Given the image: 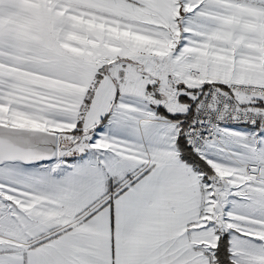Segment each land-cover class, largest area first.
Listing matches in <instances>:
<instances>
[{
  "label": "snow or ice",
  "instance_id": "obj_1",
  "mask_svg": "<svg viewBox=\"0 0 264 264\" xmlns=\"http://www.w3.org/2000/svg\"><path fill=\"white\" fill-rule=\"evenodd\" d=\"M231 2L32 0L23 25L0 28V172L10 178L0 190V264H264V109L251 121L259 192L241 186L254 180L226 185L217 178L201 154L199 121L189 118L201 95L232 94L241 76L264 81V26L245 33L229 23ZM257 6L264 9V0ZM106 17L151 18L161 31L132 36L131 26L111 24L105 40ZM154 45L160 60L147 54ZM162 76L181 109L161 102ZM126 85L148 93L151 119L124 121ZM51 96L82 109L71 129L77 146L19 154L18 145L47 128L32 109ZM129 140L138 162L114 148ZM187 169L199 178L196 220L186 219ZM13 182L24 190L16 199ZM33 190L60 209L35 205ZM244 202L250 211L235 215ZM184 225L197 227L178 236Z\"/></svg>",
  "mask_w": 264,
  "mask_h": 264
},
{
  "label": "rangeland",
  "instance_id": "obj_2",
  "mask_svg": "<svg viewBox=\"0 0 264 264\" xmlns=\"http://www.w3.org/2000/svg\"><path fill=\"white\" fill-rule=\"evenodd\" d=\"M32 0H0V28L17 27L26 22L27 16L32 6ZM8 2L11 8H8ZM19 6V8H16ZM229 9L228 15L225 17L229 23H232L242 29L245 33H256L264 26L261 24V18H264V9H235L230 7V3L226 5ZM116 24L120 27L131 26L135 36L144 33L149 36H158L160 34V22L151 20V18L142 17L139 19L125 18H105V29L102 38H109L108 26ZM156 60L163 58V53L159 45H154L147 53ZM161 91L164 95L162 103L168 104L171 110H179L183 106L175 101L176 89L174 84L167 79L166 76L161 78ZM193 86H196L199 81L191 77L188 78ZM233 82L251 83L254 85L264 84V81L251 77L241 76ZM150 98V97H149ZM34 103V102H32ZM26 106V105H25ZM154 106V104H153ZM44 121L47 122L48 130L58 132L60 136L59 151L65 150V145L71 141L72 147H76V136L71 132L75 126L76 119H79V112L82 109L79 106L75 108L71 101H61L57 96H51L42 104H35L32 109ZM40 120L32 121L29 126L39 125ZM237 131H232V129ZM252 128L249 127H230L224 128L221 131V139L219 142L211 143L202 155L207 154L208 164L215 169L217 178L226 185L241 183L247 181L243 174L240 163L242 160H251L252 154L255 151L256 139L252 135ZM88 134V130H84ZM243 133H248L245 136ZM0 190L3 187L0 185ZM11 190V189H10ZM216 191H220L216 188ZM207 200V197L204 198ZM211 211V209H209Z\"/></svg>",
  "mask_w": 264,
  "mask_h": 264
},
{
  "label": "built area",
  "instance_id": "obj_3",
  "mask_svg": "<svg viewBox=\"0 0 264 264\" xmlns=\"http://www.w3.org/2000/svg\"><path fill=\"white\" fill-rule=\"evenodd\" d=\"M233 83L235 87L232 94L216 92L201 95V103L195 106L191 117L195 115L196 120L199 121L196 138L200 143L201 153L205 152L211 143L220 141L221 131L224 128H252L251 121L257 118L258 110L264 109V103L260 102V97L264 93L258 90L259 85ZM240 167L247 180L259 182V173L252 171L257 167L255 163L251 160H242Z\"/></svg>",
  "mask_w": 264,
  "mask_h": 264
},
{
  "label": "crops",
  "instance_id": "obj_4",
  "mask_svg": "<svg viewBox=\"0 0 264 264\" xmlns=\"http://www.w3.org/2000/svg\"><path fill=\"white\" fill-rule=\"evenodd\" d=\"M32 2V1H31ZM259 3V0H238V2H233L230 3V7L235 8V9H242V10H248V9H258L259 7L257 6ZM8 8L10 7V4L8 2ZM16 8H19L17 6ZM129 85H131V81H129ZM129 85H126L125 87L128 88L127 91L123 93L124 95V100L121 103V108L119 109V112L124 119L125 122L129 123L130 125L135 124L136 120H144V119H151V115L148 112V108L150 107L149 105V95L148 93H139L135 90V88L130 87ZM84 130H88L87 127H85ZM117 139H123V137H117ZM135 141L129 140L126 141L125 143H121L118 145H115L114 148L121 149V155L124 157V159L129 160V161H134L138 162L140 161L141 157L134 155V149L128 148L127 145L128 143H133ZM98 147L104 148V147H113L111 144H102L98 145ZM183 168L184 166L181 165ZM188 175H189V203H188V212L186 215L187 220H196L197 215L196 213L199 211L200 208V185H199V178L191 171V169H187ZM10 178L6 177L0 172V185L3 187V189H8L9 184L7 181H9ZM247 180V179H246ZM242 187L245 188V191H248L251 189L253 192H259L261 189L259 187V182L253 183V184H241ZM11 191L16 192L15 196H12L10 198L16 199L17 196H20L22 191L24 190H17L15 187V182H13V186L11 188ZM7 195V192L4 193ZM99 193H97L98 195ZM29 199L33 200L35 205L43 206L44 208H51L53 211H58L60 209V204L58 201L52 199L50 196L45 195L44 193L38 191V190H33L31 192V195L28 197ZM94 199V197H93ZM90 201H85V203H89ZM103 201H99L95 207H99V203H102ZM248 202H244L242 204L237 205V210L235 212V215H244L248 213L250 210L246 207V204ZM83 207V205H81ZM77 212L79 209L76 210ZM84 215H87L85 212ZM254 218V214L253 217ZM184 227H197V225H191L187 226L184 225L181 227L179 230V233L177 234L178 236H182L184 233ZM191 239V237H189ZM104 240L106 243L107 236L105 234ZM22 243V242H21ZM82 254H87L86 249H82Z\"/></svg>",
  "mask_w": 264,
  "mask_h": 264
},
{
  "label": "water",
  "instance_id": "obj_5",
  "mask_svg": "<svg viewBox=\"0 0 264 264\" xmlns=\"http://www.w3.org/2000/svg\"><path fill=\"white\" fill-rule=\"evenodd\" d=\"M60 136L58 132L43 129L41 135L34 137L30 143L18 145L17 152L22 155H27L31 151L39 149L46 154H51L53 146L59 145L60 147ZM59 147L57 151H59Z\"/></svg>",
  "mask_w": 264,
  "mask_h": 264
},
{
  "label": "trees",
  "instance_id": "obj_6",
  "mask_svg": "<svg viewBox=\"0 0 264 264\" xmlns=\"http://www.w3.org/2000/svg\"><path fill=\"white\" fill-rule=\"evenodd\" d=\"M198 95H199V94H198ZM195 106H196V105L193 106L194 110H195ZM193 112H194V111H193ZM192 114H193V113H189V118L191 117ZM196 167H197V168H200L201 166H200L199 164H197Z\"/></svg>",
  "mask_w": 264,
  "mask_h": 264
}]
</instances>
